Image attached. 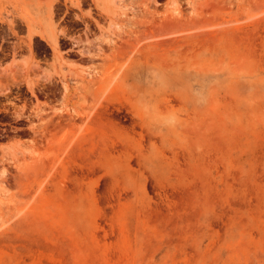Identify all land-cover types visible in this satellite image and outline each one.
Instances as JSON below:
<instances>
[{
    "label": "rangeland",
    "instance_id": "obj_1",
    "mask_svg": "<svg viewBox=\"0 0 264 264\" xmlns=\"http://www.w3.org/2000/svg\"><path fill=\"white\" fill-rule=\"evenodd\" d=\"M0 264H264V0H0Z\"/></svg>",
    "mask_w": 264,
    "mask_h": 264
}]
</instances>
